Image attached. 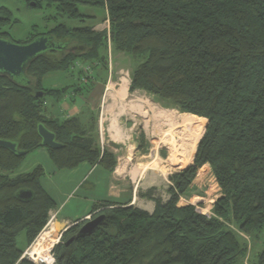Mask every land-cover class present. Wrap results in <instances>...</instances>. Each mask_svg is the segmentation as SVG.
I'll use <instances>...</instances> for the list:
<instances>
[{
	"label": "trees",
	"instance_id": "trees-1",
	"mask_svg": "<svg viewBox=\"0 0 264 264\" xmlns=\"http://www.w3.org/2000/svg\"><path fill=\"white\" fill-rule=\"evenodd\" d=\"M26 1L31 7L46 1L62 20L15 41L7 29L10 13L0 7V37L22 43L51 36L61 46L36 54L21 77L0 71V139L16 142L18 150L0 147V264H37L23 252L56 207L40 183L42 165L22 167L30 153L45 147L59 170L84 161L113 170L117 157L100 146L91 112L46 114L47 97L90 92L92 82L46 87L42 78L50 71L72 72L80 60L108 69L116 52L130 57L131 91L143 89L161 104L207 119L205 131L187 167L169 175L166 196L144 193L155 201L152 212L99 202L92 216L104 218L65 244L86 220L69 226L52 250L54 264H246L244 236L252 240L264 228V0ZM78 5L102 9L98 20H108V27L85 24L95 15L81 13ZM39 123L61 147L42 144ZM23 188L33 197L15 196ZM197 193L220 194L212 215L197 209ZM22 230L26 245L18 248ZM249 256L250 264H264V245L257 259Z\"/></svg>",
	"mask_w": 264,
	"mask_h": 264
},
{
	"label": "crops",
	"instance_id": "crops-1",
	"mask_svg": "<svg viewBox=\"0 0 264 264\" xmlns=\"http://www.w3.org/2000/svg\"><path fill=\"white\" fill-rule=\"evenodd\" d=\"M108 66L104 70L86 63L85 68L78 62L72 72L50 71L42 78L46 87L81 78L92 82L90 92L47 97L46 114L70 117L87 109L96 118L100 146L117 157L112 171L88 161L59 170L45 147L31 153L30 166L42 165L40 183L55 201L56 207L49 212H53L51 223H58L61 229L87 220V215L92 217L101 208L94 209V205L102 201L119 206L135 204L152 212L155 201L144 193L166 196L169 175L187 167L203 133L194 114L161 104L143 89L130 90L131 60L127 54L110 55ZM183 117H188L189 124L178 125ZM202 119L207 124V119Z\"/></svg>",
	"mask_w": 264,
	"mask_h": 264
},
{
	"label": "rangeland",
	"instance_id": "rangeland-1",
	"mask_svg": "<svg viewBox=\"0 0 264 264\" xmlns=\"http://www.w3.org/2000/svg\"><path fill=\"white\" fill-rule=\"evenodd\" d=\"M0 7H5L9 13H10V20L12 21L10 26L7 27L9 36H11L15 41H22L25 39L30 32H33V28L35 27L38 31H44L46 29L51 28L52 26L57 23V21H61L62 18L60 15L55 14V11L51 6H48L46 4V1H43V4L41 7H34L29 6L27 4L26 0H0ZM78 10L81 13L86 14H93L95 17L85 18V24L90 23H96L100 21L97 26V29L102 30V28L108 27V20H98L101 15L103 14V10L100 8H97L95 6H86V5H78ZM81 21L75 22L73 21L72 24H78ZM71 23V21H69ZM109 35H108V42H109ZM80 63L83 64L85 67L86 63L89 64L86 60H80ZM86 68V67H85ZM196 116V115H195ZM199 119H202V117L196 116ZM204 120V119H203ZM188 117H183L181 119V122L176 123L180 125V123L189 124ZM205 120L204 124L202 125L200 121L199 129L205 130ZM174 129V128H173ZM203 134V133H202ZM194 155V154H193ZM31 153L25 158L24 163L22 167H30L32 164ZM192 160V159H191ZM53 182V181H52ZM50 186V185H49ZM220 194L216 193L212 196H206L197 193L195 197L192 199L193 203L196 205L197 209L199 211H203L207 213L208 215H212V206L214 204L215 198L218 197ZM59 203V202H58ZM90 215H87V218L85 219H91ZM86 220V221H87ZM234 226V225H233ZM232 225L231 227L234 228ZM51 227H54L53 229H49ZM51 227L49 225H45L39 236L34 240L33 243L30 244V246L26 247L25 251L27 250V255L30 256L29 259L33 260L37 264H54L55 258L54 253L52 252L54 245L56 244L55 239L53 237V233L58 232L60 228L57 224L52 225ZM58 229V230H57ZM235 229V228H234ZM44 231V232H43ZM47 233V239L46 242L40 241V237L42 234ZM247 239V242L249 243V251L247 255L250 257L249 259H257V253L260 251V249L263 247L264 243V228L259 232L257 237H252V240L249 238V236H244ZM26 231L22 230L19 232V234L16 237V243L17 247L23 248L26 245ZM52 245V246H50ZM26 255V256H27ZM27 256V257H28ZM248 256L245 260L246 264H250V260H248ZM47 259V260H46Z\"/></svg>",
	"mask_w": 264,
	"mask_h": 264
},
{
	"label": "water",
	"instance_id": "water-1",
	"mask_svg": "<svg viewBox=\"0 0 264 264\" xmlns=\"http://www.w3.org/2000/svg\"><path fill=\"white\" fill-rule=\"evenodd\" d=\"M56 46L60 47L61 45H55L51 36L35 37L32 41L22 43L0 37V71L10 79L21 77L26 72L25 68L33 61L36 54L45 52V50ZM42 93L43 92L41 91L36 93V95ZM37 126L38 133L40 137H42V144L44 146H50L53 148L61 147L62 143H59L56 140L54 132L42 123H39ZM0 147H5L13 152L18 151L16 148V142L4 138L0 139ZM15 196L21 200H29L33 197V191L30 188L19 189ZM104 216L105 215L103 214H98V216L88 219L81 224L75 234L65 239V244L72 242L77 234L85 235L95 229ZM68 228L69 226L65 227L63 230L65 231Z\"/></svg>",
	"mask_w": 264,
	"mask_h": 264
},
{
	"label": "built area",
	"instance_id": "built-area-1",
	"mask_svg": "<svg viewBox=\"0 0 264 264\" xmlns=\"http://www.w3.org/2000/svg\"><path fill=\"white\" fill-rule=\"evenodd\" d=\"M52 215H53V212L50 213V215H49L50 219H49L48 223L46 224V225H49V227H51V222H52V218H53ZM43 232H44V231H43ZM62 233H63V230H59L58 232H55V231H54V233H53V237H54L56 243L59 242V241H61L60 239H61ZM26 252H27V250L23 252L25 256L27 255ZM27 256H28V255H27ZM27 256H26V257H27ZM27 258H29V256H28ZM30 259H31V258H30Z\"/></svg>",
	"mask_w": 264,
	"mask_h": 264
},
{
	"label": "bare ground",
	"instance_id": "bare-ground-1",
	"mask_svg": "<svg viewBox=\"0 0 264 264\" xmlns=\"http://www.w3.org/2000/svg\"><path fill=\"white\" fill-rule=\"evenodd\" d=\"M113 124V123H112ZM123 141V140H122ZM54 227H51V228H49V229H53ZM40 239V241H44V242H46V239H47V233H44V234H42V236L39 238ZM50 246H52V245H50ZM30 257V256H29ZM47 260V259H46Z\"/></svg>",
	"mask_w": 264,
	"mask_h": 264
},
{
	"label": "clouds",
	"instance_id": "clouds-1",
	"mask_svg": "<svg viewBox=\"0 0 264 264\" xmlns=\"http://www.w3.org/2000/svg\"><path fill=\"white\" fill-rule=\"evenodd\" d=\"M49 215H50V214H49ZM59 230H63V229L60 228ZM63 231H64V230H63Z\"/></svg>",
	"mask_w": 264,
	"mask_h": 264
},
{
	"label": "flooded vegetation",
	"instance_id": "flooded-vegetation-1",
	"mask_svg": "<svg viewBox=\"0 0 264 264\" xmlns=\"http://www.w3.org/2000/svg\"><path fill=\"white\" fill-rule=\"evenodd\" d=\"M63 233H64V232H63ZM63 233H62V234H63ZM71 234H72V233H71ZM73 234H74V233H73Z\"/></svg>",
	"mask_w": 264,
	"mask_h": 264
}]
</instances>
